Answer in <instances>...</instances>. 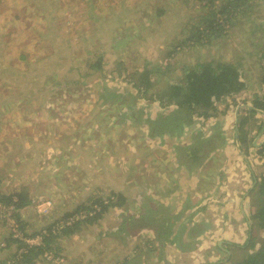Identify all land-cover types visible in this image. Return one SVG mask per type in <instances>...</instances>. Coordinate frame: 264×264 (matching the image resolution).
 <instances>
[{"label": "rangeland", "instance_id": "374dc122", "mask_svg": "<svg viewBox=\"0 0 264 264\" xmlns=\"http://www.w3.org/2000/svg\"><path fill=\"white\" fill-rule=\"evenodd\" d=\"M226 1L0 0V188L13 192L18 188L13 180H17L19 188L30 183L36 194L42 191L18 216L12 206L0 210V264H70L76 255L68 236L52 243L57 252L47 249L28 263L15 258L19 244L15 240L41 244L50 226L55 231L63 225V221H56L65 213L74 212L81 204L100 208L96 203L99 198L119 199L123 167L142 164L148 180L155 179L149 166L152 156L146 155L148 149L154 150L159 144H155L149 127L153 118L174 112L177 105L150 97L166 87L171 78L183 76L185 69L198 60H240L248 86L217 101L218 114L209 116L210 121L205 118L201 124L202 116L195 114L181 132L165 133L177 137L188 130L185 147L192 148L200 144L199 128L204 125H209L208 134L233 131L234 119L226 125L231 127H222L223 120L231 119V115H225L227 110L231 113L238 105L248 111L254 106L255 94L262 90L264 0L241 1L251 14L236 11L235 0L221 15ZM212 8L219 17V35L212 34V40H208L200 36L205 34L200 28L205 20L213 18ZM169 64L171 73H167ZM145 67L152 70L155 84L144 92L130 78ZM42 102H49L51 107L40 108ZM55 102L60 103L57 106ZM247 125L253 128L256 124L250 118ZM51 132L60 137L51 138ZM262 144L264 153V141ZM132 146L144 147L146 154L138 160L130 159ZM187 154H181L185 166L194 169L198 162ZM262 154L247 156L251 164L259 165L258 169L263 163L257 158ZM194 171L190 175L186 168L183 173L177 170L188 184L196 185ZM169 172L164 165L159 179L165 180ZM87 211L82 209L79 215L85 216ZM110 211L94 224L86 221L81 225V229L86 227L89 239L97 234L103 237L104 232L110 248L117 244L124 249L98 257V264L120 261L135 248L132 238L127 241L123 232L115 230L122 221L117 208ZM103 222L106 224L102 226ZM255 235L258 247L264 230L257 229ZM94 242L90 248L100 250V242ZM249 245L245 253L238 252L237 260L254 249ZM47 253L54 254L55 259Z\"/></svg>", "mask_w": 264, "mask_h": 264}, {"label": "crops", "instance_id": "0c3cea01", "mask_svg": "<svg viewBox=\"0 0 264 264\" xmlns=\"http://www.w3.org/2000/svg\"><path fill=\"white\" fill-rule=\"evenodd\" d=\"M59 103L55 102V105L58 106ZM39 107L49 109L51 106L49 102H42ZM228 112L230 109L225 115L227 117L231 115V119L227 122L223 120L224 126L222 127H231L226 125L234 119L233 131L230 134L223 131L225 142L204 151L201 161H198L194 167L196 185L188 184L189 180L184 175L180 177L177 172L180 169L183 173L186 168L190 175L193 174L191 172L194 169L187 168V164L185 166L181 157V154H186L191 150V148L186 150L185 147L187 144L185 134L188 130L177 137L168 133L154 136L155 144H159V147L154 150L147 148L149 152L146 156L150 154L152 156L149 166L156 182L148 180V172L142 168V164L138 163L131 166L132 168L123 167V190L119 194L122 198L121 205L109 208L102 217L112 212L110 211L112 208H117V214L122 221L119 228L115 230L128 236H123L127 238V241H130L129 237L132 238L135 248H131L132 250L124 254L123 258L121 256L122 260H115L108 264H216L225 262L227 259L230 261H226V264H233L237 261L238 252H244L240 246L245 248L250 243L253 233L250 217L255 211L252 204L253 188L256 185L253 171L257 175L264 172L262 144L264 126L260 129L264 122V113L256 112L252 115L244 108L240 106L238 108V105L234 111ZM243 118L248 120L251 118L256 124L253 128L246 126L248 146L244 147L238 137L239 123ZM205 120L203 119L201 124H204ZM207 121L210 119L208 118ZM55 125L57 126L56 118ZM208 126L204 125L199 128L204 132L203 135H211L206 133ZM43 132L48 136L46 130L43 129ZM49 136L51 138L60 137L52 132ZM28 137L30 138L31 135L29 134ZM28 144L26 143L24 148H27ZM132 147L130 159L138 160L140 156L146 154L144 147L142 149ZM58 152L60 150H57V154ZM258 153H263V156L258 155L257 158L263 163L260 169H258V164H251L253 161L248 158L251 154ZM164 165H167L170 171L165 180L159 179L164 173ZM134 168L136 171H133ZM13 183L14 187H19L20 182L13 180ZM26 185L29 186L33 198L42 192L40 190L36 194L30 183ZM160 188L163 192H160ZM73 194L79 196L78 192L77 194L73 192ZM108 211L110 212L107 213ZM161 220H164L162 225ZM98 223V226H101L100 222ZM104 224L106 222H103L102 226ZM85 228H80L79 231L70 235H63L70 238L72 253L76 255L70 264H98L101 256H110L109 252L113 253L114 250L117 252L123 249L117 244H112L110 248V243L105 240L108 235L104 232L103 237L97 234L98 237L89 239L88 234L84 232ZM161 234H163L162 237ZM94 241L100 242L102 246L100 250L90 248L95 244ZM109 241L114 243L110 239ZM116 252L114 253L117 257ZM150 257L152 260H149Z\"/></svg>", "mask_w": 264, "mask_h": 264}, {"label": "trees", "instance_id": "16d2710c", "mask_svg": "<svg viewBox=\"0 0 264 264\" xmlns=\"http://www.w3.org/2000/svg\"><path fill=\"white\" fill-rule=\"evenodd\" d=\"M213 1L214 0H208L210 3H213ZM234 1L235 0L226 1L228 3L224 5L220 11V14H226V9L228 8L229 4ZM241 1L245 0H237L236 4L238 8L236 11L241 9V11L244 13H250L248 6H245V4ZM215 10L216 9L212 8L211 11L213 18L211 20H205L203 26L200 28L201 33L205 32L204 35L200 36H203L208 40H212L210 36L212 34L219 35L217 30V28H219L217 25L219 17L215 15ZM262 24L263 23H259V26ZM260 51H262V53H260V58L264 59V45H262V49ZM239 61L240 60L237 62H232L222 59L198 60L195 64H192L187 69H185L183 76L173 80L171 78L166 87L156 91V94H154L155 96H151L150 98H157V100H160L161 102L167 100V104L174 103L177 105V108L174 110V112L171 111L170 113H162V115L159 117L152 119V123L149 127L152 136L160 135L167 131L172 133L176 130H179L178 133L181 132L188 120L190 123L193 121L195 114L202 116L203 119L212 115H217L219 111L217 101L225 96L235 95L248 86V80H245L241 69L242 62ZM167 67L169 69L167 73L173 72L172 64L167 65ZM135 74H139L138 79L134 78ZM151 74L152 70L148 67H145L143 70L132 73L130 80L135 86L139 88V90L143 89L145 92L150 86L155 84V79L152 78ZM260 83L262 84V90L255 94V98L253 99L254 106L247 108L249 113L252 114L258 112V108L264 110V72L260 79ZM247 122H249V120L247 118H243L239 123L238 137L241 140L243 147L245 145L248 146V136L246 130ZM263 126L264 122H262L260 129H262ZM200 133H198L202 138L199 140L200 144L197 147L191 146V151L187 152V156L190 155L195 159L196 162L201 161L204 151L222 145L226 139L222 131L211 134L208 137H205V135ZM189 149L190 148H186V150ZM253 174L256 178V185L253 188L252 194V204L255 211L252 216H250L253 233L251 235L250 245L248 248L254 249L247 252L246 254H243L242 258L238 259L233 264H264V237L262 240H260V245L257 247V236L255 235V231L257 229L261 228L264 230V172H262L260 175H257L253 171ZM121 199L122 198L119 197V199L116 200L114 196L110 197L109 202H105L99 198L96 203L98 202L101 208L91 216L89 214L92 210H94V208L86 206L85 204H81L74 212L65 213V217H62L63 219L60 218L56 221V223L69 218V216H77L80 211L85 208H88V214L86 213L87 216L80 217L78 219H75V217L73 218L75 220L72 223H63V225L56 227L55 231L52 230V226H50L46 231L47 233H44L41 244H30L29 242L23 243L18 240L19 238H17L15 241L19 242V244L17 252L15 253V258H19V263L34 262L33 260L35 257L44 253L47 249L56 250L57 248L52 246V243L56 238L63 235H70L78 231V229L81 228V225L86 221L91 223L98 220L111 206L121 205ZM33 200L34 199L30 195V188L27 185L23 186V188L18 187L13 190V192H4L0 188V203L6 205L7 208L13 206L16 216L21 214L19 212L21 208L31 204ZM93 205L94 203H92V206ZM163 221L164 220L160 221L161 225ZM35 233H32L31 235H34ZM160 236L162 237L163 234ZM255 246L257 248H255ZM240 249L244 250L243 253L246 252L245 248L241 246ZM216 264L226 263L218 262Z\"/></svg>", "mask_w": 264, "mask_h": 264}, {"label": "built area", "instance_id": "2783aa9c", "mask_svg": "<svg viewBox=\"0 0 264 264\" xmlns=\"http://www.w3.org/2000/svg\"><path fill=\"white\" fill-rule=\"evenodd\" d=\"M105 202H109L110 201V198L108 199V201H106V200H104ZM41 203V202H40ZM13 207V206H12ZM3 208H7L6 207V205H3L2 203H0V210H3ZM94 208V210H92L90 213L91 214H93L94 212H97V210H99L100 208L99 207H97V208H95V206L93 207ZM85 216H87V214L85 215ZM83 214H81V215H77V216H70L69 218H67V219H65V220H62L63 221V223H67V224H70V223H72L75 219H78V218H80V217H85ZM76 217V218H75ZM73 218H75V219H73ZM47 255H48V257L50 258V259H55V255L54 254H52V253H47Z\"/></svg>", "mask_w": 264, "mask_h": 264}, {"label": "water", "instance_id": "95a60500", "mask_svg": "<svg viewBox=\"0 0 264 264\" xmlns=\"http://www.w3.org/2000/svg\"><path fill=\"white\" fill-rule=\"evenodd\" d=\"M252 107H253V105H251ZM238 108H239V106H238ZM258 110H261V111H263V113H264V110L263 109H261V108H258Z\"/></svg>", "mask_w": 264, "mask_h": 264}, {"label": "flooded vegetation", "instance_id": "af4514ba", "mask_svg": "<svg viewBox=\"0 0 264 264\" xmlns=\"http://www.w3.org/2000/svg\"><path fill=\"white\" fill-rule=\"evenodd\" d=\"M257 111H260V110H257Z\"/></svg>", "mask_w": 264, "mask_h": 264}]
</instances>
